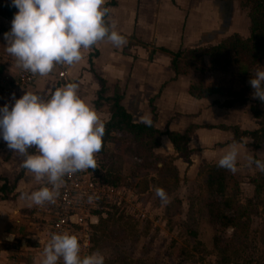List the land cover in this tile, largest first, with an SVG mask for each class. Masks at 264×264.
I'll return each mask as SVG.
<instances>
[{"label":"crops","instance_id":"crops-1","mask_svg":"<svg viewBox=\"0 0 264 264\" xmlns=\"http://www.w3.org/2000/svg\"><path fill=\"white\" fill-rule=\"evenodd\" d=\"M8 2L10 0H0V4ZM223 5L222 0H107L104 6L110 9V16L117 22V30L126 43L116 47L105 40L98 47L83 50V59L71 66L67 80L59 79L53 70L48 76H34L28 84L19 80L21 68L6 52L4 34L10 31L12 19L0 15V26L4 28L0 34V108L14 104L13 94L15 99L26 91L47 97L57 87L75 82L79 85L78 94L94 107L103 122H107L110 118L108 104L103 102L99 107L94 104L99 76L105 81L104 96L109 97L118 89L121 104L133 122L151 121L154 108L153 124L159 130L183 132L190 125H197L187 143L190 155L193 158L201 153V162H217L225 152L219 139L210 138L226 134L225 141L239 142L231 139L230 130L208 127L220 124L208 121L211 119L208 113L214 108L233 109L239 103L219 107L212 104L218 99L216 96H191L188 90L196 79L195 73L175 76L168 51L214 45L231 34ZM239 109L237 116L246 117L245 108ZM240 124L241 121L236 122ZM198 136L204 137L201 142ZM207 139L209 145H201ZM160 144L168 149L173 147L164 135L158 147ZM206 146L210 149H205ZM204 152L208 154L205 156ZM22 160L23 157L13 153L0 138V184L4 180L14 184L7 198H0V264H37L51 223L52 203L29 206L30 201L20 198L22 192L37 190L43 184L37 183L26 170L20 174Z\"/></svg>","mask_w":264,"mask_h":264},{"label":"clouds","instance_id":"clouds-1","mask_svg":"<svg viewBox=\"0 0 264 264\" xmlns=\"http://www.w3.org/2000/svg\"><path fill=\"white\" fill-rule=\"evenodd\" d=\"M107 0H12L18 11L11 29L5 32L6 52L17 67L33 76L51 74L56 65L72 66L83 59V50L108 41L116 47L126 43L117 22L105 7ZM253 98L264 102V70L257 69L249 81ZM79 85L68 82L47 97L26 91L14 104L0 108V138L13 153L23 157L22 168L42 186L22 192L29 206L55 203L66 176L95 169L96 155L102 150L105 123L78 94ZM149 126L151 121H147ZM30 149L34 151L30 152ZM238 146L233 143L217 166L233 174L238 170ZM264 172V161L247 158ZM155 195L167 203V193L157 187ZM92 197H89L91 201ZM105 264L95 251L81 255L78 237L57 231L44 244L37 264Z\"/></svg>","mask_w":264,"mask_h":264},{"label":"rangeland","instance_id":"rangeland-1","mask_svg":"<svg viewBox=\"0 0 264 264\" xmlns=\"http://www.w3.org/2000/svg\"><path fill=\"white\" fill-rule=\"evenodd\" d=\"M222 2L224 3V19L230 22L231 34L237 32L243 38L249 36L250 5L244 0H222ZM204 64L203 71H191L196 76L194 83L201 80L207 85L208 83L217 86L228 85L229 74L209 68L207 57ZM259 69L264 70V59L260 61ZM232 71L235 72L236 67ZM211 96H216L221 102L226 99L220 94ZM254 100L255 98L251 95L246 102H238L239 104L233 109L225 111L211 109L208 113L210 116L208 118L211 119L207 120L213 123L230 124L228 126H235L236 122L241 121L240 125H236L241 130H254L259 127L250 113ZM242 107L245 108L243 113L246 117L241 116V119L236 112ZM261 108L264 109V103L261 104ZM229 136L233 138L231 134ZM198 138L201 142L204 137L198 136ZM226 138L225 134L224 137L221 135L210 139H219V144L224 150L222 152H226L233 144L225 141ZM253 142L251 136H243L239 143H235L239 148L238 170L232 174L238 180L237 199L242 206L246 207L247 219L244 218L246 224L243 226L241 242L235 245L236 252L233 253L229 262L219 261L212 244L213 229L202 205L203 174L199 172L203 164L200 161L202 154L197 153L192 158L190 151L185 156L176 152L173 147L168 149L161 144L153 149L151 158H165L163 164L158 161L157 168L148 170L147 174L144 168H141L139 172L135 170V167H138L136 163L138 161L129 152H122L117 144L105 145L106 152L114 155L109 157L110 160L102 159L103 164L105 162V165H110L113 162L114 166L116 164L119 166L118 185L129 191V196L136 193L135 198L138 201L135 204V211L128 206L127 214L121 210L122 206L117 207L115 215L116 217L119 215L118 222L111 221L105 231L97 232L95 241L91 238L94 235H90L86 253L99 251L105 258V264H264L263 215L260 205L254 202L252 183L259 169L255 164L250 167L247 164L249 156L264 160V141L258 148L251 146ZM209 143L207 139L201 145H209ZM205 149H210V146H206ZM206 154L208 153L204 152L205 156ZM99 156L102 158L101 154ZM164 165L169 166V169L164 168ZM176 174L178 184L173 187L172 182ZM157 187L168 192L167 203L162 202L155 195ZM140 210H143L145 217L138 216ZM191 232L194 234L192 235ZM232 232L233 228L219 229V234L223 238H230ZM40 237L44 238V235Z\"/></svg>","mask_w":264,"mask_h":264},{"label":"trees","instance_id":"trees-1","mask_svg":"<svg viewBox=\"0 0 264 264\" xmlns=\"http://www.w3.org/2000/svg\"><path fill=\"white\" fill-rule=\"evenodd\" d=\"M250 5V33L249 36L243 38L239 33L234 32L221 40L219 43L209 46H197L187 49H179L177 51H168L170 59V68L175 76L185 75L191 71H203L206 57L209 59V68L220 71L223 74H229L228 85L205 84L201 80L193 82L189 86V94L195 98H204L214 94H220L226 97L224 101L214 100L212 104L219 107H231L237 102H246L248 97L252 95L254 89L249 81L252 79L256 70L260 67V61L264 59V0H244ZM17 8L12 6V0L6 4H0V15L5 18L14 17ZM4 32V28L0 26V34ZM236 67V71L232 69ZM99 89L96 92L94 104L99 107L106 102L110 110V118L105 123V135L103 137V147L99 154V161L94 170V176L106 183L118 185L119 166L103 164V160H108L111 154L105 150L106 144L118 145L122 152H129L134 159H137L139 172L144 168L147 172L153 168H157L158 161L161 163L165 158H151L155 147L159 145L161 136H166L172 144L176 152L188 155L189 150L187 143L193 133L196 125L189 126L183 132L170 131L168 129L162 131L154 126L156 114L152 108L153 117L151 125L144 122H133L132 116L126 111L121 104L122 96L118 89L114 90L113 95L105 97L106 92L105 81L98 76ZM237 83V85H234ZM264 102L255 98L254 104L251 106V113L256 119L258 128L254 130H241L238 126H226L224 124L211 125L210 128H219L230 130L233 133V140L240 142L243 136H251L254 140L251 143L253 147L258 148L264 141V109L261 104ZM97 154V155H99ZM254 160L258 159L256 156ZM110 160V159H109ZM112 161V160H111ZM264 161V160H262ZM217 162H203L199 172L203 174V197L202 205L207 212L209 223L213 229L212 244L217 252L219 261L227 263L231 256L236 252L235 245L241 242L243 235V226L246 224L244 218L247 219L246 207L242 206L237 199L238 180L227 169L217 166ZM163 164V163H162ZM163 167V166H162ZM169 166L164 165V168ZM23 170L20 174L23 173ZM149 170V171H148ZM176 173V171L174 172ZM19 174V175H20ZM254 185L255 203L259 204L262 209L264 223V172L258 171L252 179ZM178 184L177 174L174 176L172 185L176 187ZM14 184H8L4 180L0 184L1 199L7 198L8 194L13 190ZM168 193V192H167ZM251 202V201H250ZM105 211L104 215L98 212V221L90 224L93 241L97 239V232L105 231L110 222H118L119 215L116 217L115 211ZM233 228L230 238H223L219 234V229ZM94 233V234H93ZM105 233V232H104ZM193 235L194 232H191ZM96 237V238H95Z\"/></svg>","mask_w":264,"mask_h":264},{"label":"built area","instance_id":"built-area-1","mask_svg":"<svg viewBox=\"0 0 264 264\" xmlns=\"http://www.w3.org/2000/svg\"><path fill=\"white\" fill-rule=\"evenodd\" d=\"M70 68L71 66L56 65L54 71L59 79L67 80ZM18 77L21 82L28 84L33 81L34 76L21 69ZM96 161H99V155H96ZM64 180L59 197L52 203V220L45 243L52 233L66 230L78 237L81 255H85L92 233L90 224L98 221L99 211L104 215L105 211H112L113 207L119 206H122L121 210L126 214L129 207L136 210V193L129 196V191L124 187L95 178L93 169L78 172L71 177L66 176ZM89 197H92L91 201ZM138 216L145 217L143 210H140ZM58 264H63V261Z\"/></svg>","mask_w":264,"mask_h":264}]
</instances>
